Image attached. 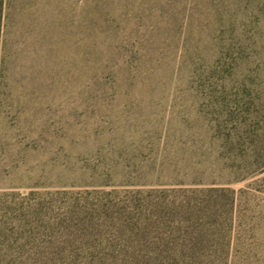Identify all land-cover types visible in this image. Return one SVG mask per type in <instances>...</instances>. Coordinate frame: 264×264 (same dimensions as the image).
<instances>
[{"label":"rangeland","instance_id":"374dc122","mask_svg":"<svg viewBox=\"0 0 264 264\" xmlns=\"http://www.w3.org/2000/svg\"><path fill=\"white\" fill-rule=\"evenodd\" d=\"M3 12L0 215L188 200L215 217L198 264H264V0H4Z\"/></svg>","mask_w":264,"mask_h":264},{"label":"trees","instance_id":"16d2710c","mask_svg":"<svg viewBox=\"0 0 264 264\" xmlns=\"http://www.w3.org/2000/svg\"><path fill=\"white\" fill-rule=\"evenodd\" d=\"M3 5L0 0V50L6 20ZM223 22L230 32L234 24ZM173 192L150 190L146 196L165 198ZM189 202L161 201L151 206L148 201L144 208L134 204L131 209L110 202H77L62 206L54 219L41 204H13L0 215V264H198L204 245L211 243L206 226L215 217L210 208L192 207ZM137 221L142 223L136 225ZM172 222L177 225L174 231ZM103 233L107 239H102ZM83 252L88 255L82 259L78 256Z\"/></svg>","mask_w":264,"mask_h":264}]
</instances>
